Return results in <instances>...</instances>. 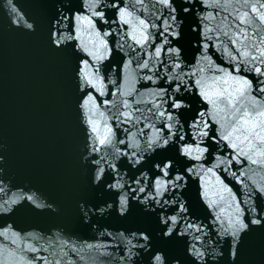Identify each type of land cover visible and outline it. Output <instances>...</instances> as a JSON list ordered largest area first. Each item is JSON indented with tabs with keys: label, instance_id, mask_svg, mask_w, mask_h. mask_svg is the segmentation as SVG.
I'll use <instances>...</instances> for the list:
<instances>
[{
	"label": "water",
	"instance_id": "1",
	"mask_svg": "<svg viewBox=\"0 0 264 264\" xmlns=\"http://www.w3.org/2000/svg\"><path fill=\"white\" fill-rule=\"evenodd\" d=\"M262 18L0 0V264H264Z\"/></svg>",
	"mask_w": 264,
	"mask_h": 264
},
{
	"label": "snow or ice",
	"instance_id": "2",
	"mask_svg": "<svg viewBox=\"0 0 264 264\" xmlns=\"http://www.w3.org/2000/svg\"><path fill=\"white\" fill-rule=\"evenodd\" d=\"M262 19H264V18H262ZM178 106V105H177ZM261 115H264V113H261ZM104 141H101V143H103ZM253 162H255V161H253ZM243 227H246L245 225H241V228H243ZM166 234H170V232L169 233H166ZM233 235H235V233H233Z\"/></svg>",
	"mask_w": 264,
	"mask_h": 264
}]
</instances>
